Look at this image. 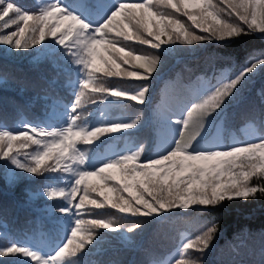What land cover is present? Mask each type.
Wrapping results in <instances>:
<instances>
[{"label":"trees","instance_id":"16d2710c","mask_svg":"<svg viewBox=\"0 0 264 264\" xmlns=\"http://www.w3.org/2000/svg\"><path fill=\"white\" fill-rule=\"evenodd\" d=\"M13 2L26 11L52 3L51 0ZM117 2L104 0V7H96L97 0H61L62 5L93 26L106 21ZM160 11L175 16L201 34L192 28L187 17L173 9L161 7ZM16 29V25L0 28V35ZM45 44L20 51L0 45V129L23 131L24 121L45 128L67 126L68 108L76 99L83 73L66 50L50 37ZM131 47L137 55L160 56L153 79L101 77V82L105 87L130 94L147 84L149 92L145 104L111 97L104 101L99 95H86L77 107L80 119L76 127L128 123L137 117L139 124L121 133L105 134L92 145L78 144L88 153V170L141 149L140 160L157 158L172 150L181 129L174 121L186 118L191 105L199 102L211 86L233 77L254 58L253 53L264 52V38L253 34L222 43L192 46L176 43L159 52L135 43ZM124 67L142 72L129 65ZM93 98L97 103H92ZM53 101L58 103L53 106ZM261 137H264V69L257 70L235 99H230L225 108L208 118L196 147L202 144L227 147ZM20 158L27 162L23 156ZM73 183L71 176L31 175L17 169L10 161L0 160V249L16 244L45 257L54 255L69 237L75 221L56 211L68 207L64 198H49L45 189L67 190ZM252 183L264 184V178L253 177ZM82 211L95 215L91 206ZM84 218L93 217L85 215ZM103 218L121 229L116 232L98 230L96 246H89L91 251L86 249V256L81 253L75 258L81 260V264H175L181 245L194 240L213 221L219 224V230L211 247L203 254L189 250V255L200 264H264V196L259 194L215 208L175 209L152 218L132 217L109 209L105 210ZM135 222H141V228L128 233L126 229ZM0 264H32V261L15 255L0 257Z\"/></svg>","mask_w":264,"mask_h":264},{"label":"snow or ice","instance_id":"6c2138e0","mask_svg":"<svg viewBox=\"0 0 264 264\" xmlns=\"http://www.w3.org/2000/svg\"><path fill=\"white\" fill-rule=\"evenodd\" d=\"M96 7H104V0H97ZM161 7L187 17L192 28L201 34L175 16L161 12ZM0 22L3 29L17 26L16 30L0 35V45L16 51L28 50L37 45L46 46L45 40L50 37L66 50L83 73L76 99L68 108L67 126L45 128L24 121L23 131L0 129V160L10 161L31 175L74 177L70 189H45L49 198H64L68 207L56 211L73 217L74 228L59 250L49 257L16 244L0 249V257L19 255L30 259L32 264H81L75 258L81 253L86 256L91 251L89 246H96L98 230L121 229L103 218L105 210L152 218L175 209L215 208L225 202L248 200L257 194L264 196V184L252 183L253 177L264 178V137L227 147L205 144L196 147L208 118L225 108L230 99H235L257 70L264 69V52L253 53L254 58L233 77L211 86L199 102L191 105L186 118L174 121L181 126L179 138L165 155L140 160L141 149L88 170V153L78 144L92 145L105 134L134 129L139 117L128 123L76 127L80 119L77 107L86 95H99L104 101L111 97L145 104L147 84L130 94L105 87L101 82V77L153 79L160 56L137 55L132 43L150 46L159 52L176 43L188 46L222 43L253 34L264 38V0H219L218 3L214 0H118L115 10L99 26L89 24L59 0L33 11H26L13 0H0ZM125 65L142 72L129 70ZM68 83L71 85L72 81ZM57 103L53 101V106ZM92 103L97 100L93 98ZM21 156L27 162H22ZM86 206H91L95 215L82 211ZM85 215L93 218L85 219ZM139 228L141 222H135L126 231L132 233ZM218 230L219 224L210 222L194 240L184 242L175 264H200L188 254L189 250L205 253Z\"/></svg>","mask_w":264,"mask_h":264},{"label":"rangeland","instance_id":"374dc122","mask_svg":"<svg viewBox=\"0 0 264 264\" xmlns=\"http://www.w3.org/2000/svg\"><path fill=\"white\" fill-rule=\"evenodd\" d=\"M51 1H52V3L56 2V0H51Z\"/></svg>","mask_w":264,"mask_h":264}]
</instances>
